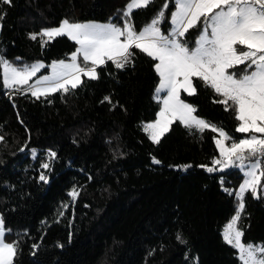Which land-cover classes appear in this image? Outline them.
Segmentation results:
<instances>
[{
	"label": "trees",
	"instance_id": "1",
	"mask_svg": "<svg viewBox=\"0 0 264 264\" xmlns=\"http://www.w3.org/2000/svg\"><path fill=\"white\" fill-rule=\"evenodd\" d=\"M129 2L0 4V56L18 66L42 61L45 67L37 74L46 73L53 61L68 60L77 44L62 36L42 46L30 33L57 27L65 18L122 26ZM163 3L155 0L133 11L137 31ZM173 10L170 3L160 25L165 33ZM198 33L186 34L189 47ZM132 51L133 63L124 69L109 61L97 68L99 79L82 76L84 83L75 90L40 99L5 88L0 66V215L9 230L6 241L19 245L14 264H240L222 230L235 213L234 189L243 173L235 168L210 173L200 167H212L219 158L217 133L210 129L200 133L175 122L159 144L149 138L142 127L161 106L154 99L156 61ZM193 85L196 94L181 91L180 98L196 108L194 115L223 127L234 139L245 135L235 132L234 112L216 103L223 97L198 78ZM106 96L111 104L101 103ZM50 151L57 154L54 159ZM45 163L50 167L43 168ZM41 173L47 182L39 179ZM73 188L80 193L75 199L69 195ZM244 203L237 223L243 241L264 243V198L249 192ZM177 233L187 243L178 241Z\"/></svg>",
	"mask_w": 264,
	"mask_h": 264
},
{
	"label": "snow or ice",
	"instance_id": "2",
	"mask_svg": "<svg viewBox=\"0 0 264 264\" xmlns=\"http://www.w3.org/2000/svg\"><path fill=\"white\" fill-rule=\"evenodd\" d=\"M154 2L130 0L122 13V26L111 20L108 23H80L65 18L57 27L30 33V39L39 37L42 46L57 37L67 36L79 47L71 53L70 60L53 61L48 65L52 74L37 79L34 85L29 81L45 67L42 61L18 67L0 56L3 86L17 93L30 92L36 99L55 92L68 93L84 83L82 75L90 80L99 79L97 68L109 61L117 69L132 64L133 48L146 54L156 61L154 69L159 84L154 99L162 106L157 118L145 123L143 130L156 144L175 122L200 133L207 129L219 133L215 138L219 158L213 159L212 167H200L210 173L235 168L243 171L245 176L235 193L238 199L236 214L226 226L223 239L236 249L240 264H264V243H245L243 231L236 227L245 208V194L250 192L256 198L264 196V0H164L151 22L137 31L131 20L133 11L146 9ZM170 3L174 10L169 17L171 27L165 34L160 25L165 21ZM0 4L10 6L12 0H0ZM3 18L4 14L0 13V22ZM192 29H198L200 34L195 46L190 48L184 38ZM79 57L83 58L84 66L78 62ZM194 78L223 97L216 103L224 105L226 111L234 112V119L238 121L235 132L245 135L234 139L223 127L194 115L196 108L180 98L181 91L189 96L196 94ZM25 85L27 88L23 87ZM161 93L165 95L161 96ZM105 101L112 103L108 96L101 103ZM3 140L0 135V142ZM32 151L35 154V149ZM56 155L49 152L50 159ZM152 159L155 164L161 163L155 157ZM42 167L47 169L50 164L45 163ZM179 167L186 170L191 165ZM39 179L47 182L48 177L41 173ZM225 191L232 194L229 189ZM79 194L76 188L69 193L73 199ZM7 231L0 215V264H14L19 252L18 243L6 241ZM176 239L187 243L179 233ZM39 247L33 245L34 249Z\"/></svg>",
	"mask_w": 264,
	"mask_h": 264
},
{
	"label": "rangeland",
	"instance_id": "3",
	"mask_svg": "<svg viewBox=\"0 0 264 264\" xmlns=\"http://www.w3.org/2000/svg\"><path fill=\"white\" fill-rule=\"evenodd\" d=\"M127 6V5H126ZM126 8V7H125ZM125 8H124V10H125ZM123 10V11H124ZM122 18H123V20H124V17H123V15H122ZM151 22V21H150ZM149 22V23H150ZM148 24V23H147ZM170 27H171V24H170ZM161 28V27H160ZM161 30H162V28H161ZM163 31V30H162ZM164 32V31H163ZM165 33V32H164ZM165 34H167V33H165ZM199 34L200 33H198V35H197V37L199 36ZM196 37V38H197ZM196 40V39H195ZM195 46V41H194V44H193V46H191L190 48H192V47H194ZM36 63V62H35ZM14 65H16L15 63H13ZM34 64V63H33ZM30 65H32V64H30ZM16 66H18V65H16ZM18 67H22V66H18ZM243 66H241V68H242ZM2 75H3V68H2ZM161 96H163V95H165V93H161L160 94ZM187 103V102H186ZM162 106V105H161ZM160 106V107H161ZM160 110V109H159ZM158 110V111H159ZM157 117H155V119H156ZM154 119V120H155ZM154 120H151V121H149V122H152V121H154ZM149 122H146V123H149ZM145 124V123H144ZM143 128V127H142ZM145 132V131H144ZM148 136H149V133H146ZM218 136H219V133H217V137L216 138H218ZM219 150V149H218ZM219 167V166H218ZM242 173H243V179H242V181H241V183L243 182V180L245 179V176H244V172L243 171H241ZM240 183V184H241ZM262 183H264V180H262ZM240 184L238 185V187L236 188V189H234V195H235V193L239 190V186H240ZM263 198H264V196H263ZM237 206H238V199H237V197H236V195H235V213H234V215L233 216H235V214H236V211H237ZM233 218V217H232ZM232 218L224 225V228H223V230H222V237H223V234H224V232H225V229H226V226L230 223V221L232 220ZM236 227L238 228V226L236 225ZM239 229V228H238ZM257 244H260V243H257Z\"/></svg>",
	"mask_w": 264,
	"mask_h": 264
},
{
	"label": "crops",
	"instance_id": "4",
	"mask_svg": "<svg viewBox=\"0 0 264 264\" xmlns=\"http://www.w3.org/2000/svg\"><path fill=\"white\" fill-rule=\"evenodd\" d=\"M88 22H94V21H88ZM83 23H85V22H83ZM97 23H101V22H97ZM77 47H79V45H77ZM70 58H71V56H70ZM70 58L68 59V60H70ZM78 62L80 63V62H84L83 61V58L82 57H79L78 58ZM90 63V62H89ZM84 66V65H83ZM40 71V70H39ZM38 71V72H39ZM37 72V73H38ZM36 73V75L35 76H33L32 77V80H33V82H32V85H34L35 83H36V81H37V79H39V78H41V77H43V76H50L51 74H52V69L49 67V70L46 72V73H43V74H41V75H38ZM83 76V75H82ZM82 76H81V79H82ZM41 87H43L44 85L42 84V85H40Z\"/></svg>",
	"mask_w": 264,
	"mask_h": 264
}]
</instances>
